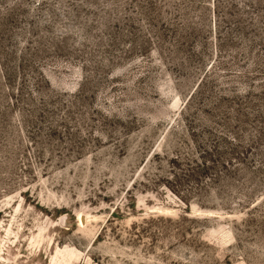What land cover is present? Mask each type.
<instances>
[{
    "label": "rangeland",
    "instance_id": "rangeland-1",
    "mask_svg": "<svg viewBox=\"0 0 264 264\" xmlns=\"http://www.w3.org/2000/svg\"><path fill=\"white\" fill-rule=\"evenodd\" d=\"M0 264H264V0H0Z\"/></svg>",
    "mask_w": 264,
    "mask_h": 264
}]
</instances>
